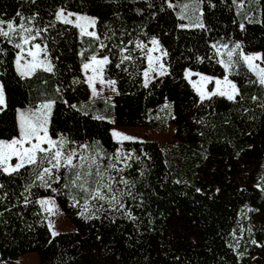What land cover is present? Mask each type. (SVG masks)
I'll return each instance as SVG.
<instances>
[{"label":"trees","instance_id":"16d2710c","mask_svg":"<svg viewBox=\"0 0 264 264\" xmlns=\"http://www.w3.org/2000/svg\"><path fill=\"white\" fill-rule=\"evenodd\" d=\"M178 1L0 0V19L18 25L23 17L33 34L41 30L33 43L53 66L21 77L18 50L0 38V139L18 135L19 108L55 101L48 125L53 139L91 146L105 165L118 150L132 156L130 167L121 163L122 173H110L129 182L113 185L125 193L120 211L105 202L97 211L99 203L90 201L82 216L83 194L63 187L66 180L44 188L31 169L0 174V264H19L32 252L39 264H264V86L238 62L229 75L239 90L235 100L201 102L183 74L222 76L213 44L238 43L264 56V0L254 18L239 15L232 0H199L203 28L181 27L186 23L168 6ZM59 9L92 16L99 39L58 21ZM151 39L167 52L166 74L145 87L146 48L136 45ZM121 49L132 59L121 63ZM93 55L110 59L103 77L116 82L107 116L83 108L89 88L82 66ZM163 104L170 105L172 141L114 140L111 126H154L151 112ZM41 196L54 198L72 230L52 236Z\"/></svg>","mask_w":264,"mask_h":264},{"label":"snow or ice","instance_id":"6c2138e0","mask_svg":"<svg viewBox=\"0 0 264 264\" xmlns=\"http://www.w3.org/2000/svg\"><path fill=\"white\" fill-rule=\"evenodd\" d=\"M199 2V0H197ZM238 8H242L244 0H232ZM168 6L175 7L172 3ZM190 5L184 4L182 10H186ZM56 19L62 21L64 24H73L79 28L81 36H89L99 39L94 31L88 29L95 26L96 21L84 15H75V20L70 19L73 13H67L65 15L64 9H61L56 14ZM202 15V13H201ZM181 19H185L184 15H181ZM17 25L15 21H4L0 19V38L17 49L15 63L17 71L21 77H31L37 70L42 69L45 72H52L53 66L46 59H41L40 54L45 49L41 48L39 43H32L40 36V31L37 29L33 34V29L28 27L23 22ZM188 25H181V27H187ZM198 28H203L202 22L194 25ZM241 24V28H243ZM46 30V29H45ZM154 47L147 48L144 44H137L136 47L142 51L147 48L145 53L147 59V68L143 71L145 78L144 86H148V78L151 72H155L157 75L166 74L164 65L160 64L159 67H154V60L159 61L161 57H153L152 53L158 51V41L153 39L151 41ZM31 44V47H27ZM101 48L106 47L101 44ZM212 47L216 49L217 54L221 53V47L227 49V61H218L227 70L231 67L234 54L239 55L243 62L246 64L248 70L253 73L261 86H264V67L254 63L257 60L264 62V56L260 54L246 55L242 52L240 44H235L234 47L228 49V45H222L218 47L213 44ZM3 49H0L2 51ZM127 49H121V63L125 60H131V56L123 55V52ZM238 50H240L238 52ZM83 55V53H81ZM167 52H162L161 56H166ZM30 57V59H27ZM23 61V63H22ZM110 59L105 56L98 59L96 55L90 57L89 62L83 63V70L87 74L88 70H91V75L86 76V83L90 87L92 94L97 95L96 83L101 85H109L113 91H116L114 80L105 81L103 78L104 67L110 64ZM117 67H120L118 64ZM193 75L192 72L186 71L185 78L189 79L193 87L199 94L201 102L206 99H211L214 96L226 97L228 100H235L239 95L237 86L228 79L225 75L223 81L215 79V89L211 92H207L204 89V85L213 82V78L200 76V83H194L190 80ZM199 75V74H197ZM59 91V90H57ZM253 99H257L253 97ZM55 101L42 102L37 106L29 107L26 110H18V136H14L11 140H0V174H6L12 176L19 174L22 169H31L35 172L36 180L40 182L41 187L51 188L52 183H60L62 180H66L63 187L75 188L83 194L84 205L83 211L80 213L82 216L90 211V201L99 203L97 211L104 210L103 203H107L112 210H123L125 205L121 202V197L125 195L124 192L119 191L113 187L114 184H124L127 186L129 182L121 175L119 179L116 176H112L111 172L120 174L124 171V168L118 167V164L123 163L124 167H130L127 161L132 159L131 154L122 156L117 153L112 157H107L108 163L103 164L105 157L102 152L92 149L91 146L85 144L77 147H69L71 142L67 138L61 136L58 139H53L49 135V122L53 104ZM5 104L3 88L0 87V106ZM72 107H75L74 105ZM100 117H97L99 119ZM112 136L117 138L118 141L133 140V137L123 135L118 131H113ZM15 159V163L12 161ZM51 182V183H50ZM3 187V185H0ZM32 185H29L25 190L28 191ZM54 192L57 189H52ZM119 193V195H117ZM127 195H131L128 192ZM76 206L79 204V200L75 196L72 197ZM26 202L27 198H25ZM42 206H47L48 212L53 211V205L50 200L42 199L38 201ZM95 206V205H93ZM130 215V213H127ZM50 228L54 227L52 224ZM58 233L52 231V236H56Z\"/></svg>","mask_w":264,"mask_h":264},{"label":"rangeland","instance_id":"374dc122","mask_svg":"<svg viewBox=\"0 0 264 264\" xmlns=\"http://www.w3.org/2000/svg\"><path fill=\"white\" fill-rule=\"evenodd\" d=\"M238 2H239V0H238ZM184 4H188L190 6L186 10H182V6ZM258 5H259L258 0H244V5H243L242 8H238L237 5L234 4L237 13L239 15L242 14V15L246 16L247 18H254L256 16V11L258 10ZM175 9H176V12H177L179 17H181V15L185 16V19H182V20L186 23V25H195L196 23L200 22V7H199V2H197V0H180V1H178L175 4ZM60 10L61 9H59L58 11H60ZM67 13H73L74 14L73 16L70 17V19H72L73 21L75 20V15H84V16H87L89 18L94 19L92 16H90L88 14H85V13L65 11V15H67ZM4 21L7 22V20H4ZM94 27H91L88 30L95 32ZM77 29H78V31L80 33L79 28H77ZM152 40L153 39H151L149 41V43L147 45V48L154 47L152 45V43H151ZM235 44H237V43H234L232 45H228V49H231L232 47H234ZM28 46H30V45H28ZM217 46L220 47L222 45H217ZM156 47H158L159 50L158 51H154L152 53V55H153L154 58L158 57V56L161 57L159 61H155L154 60V67H159L160 64L164 65L163 60H162L163 56H161V53L163 51L160 48L159 44ZM147 48H146V51H147ZM239 51L240 50H238V52ZM242 52L244 54H246V55L260 54L258 50H253V51H250V52H244V51H242ZM221 53L222 54H217L218 60L219 61L220 60L227 61V59H228L227 58V49H224V48L221 47ZM41 57H42V59H45L43 57V51L40 54V58ZM97 58L100 59V58H103V57L100 56V57H97ZM145 58H146V55H145ZM46 60L48 62H50L48 59H46ZM86 62H89V60L86 61ZM238 62H243V60H242V58L239 55L234 54L233 62H232V65H231V67L229 69L226 70L223 67V65L221 64L224 74L222 76H220V77L211 76V75L203 74V73H196V72H193V71H190V70H187V69L184 70L183 74L185 76V72L186 71L192 72L193 75L190 77V80L192 82H194V83H197V84L200 83V76L201 75L213 78V82L212 83H208V84L204 85L205 91L211 92V91H213L215 89V79H220L221 81H223V78L225 77V75H227L228 79L230 81H232L230 79L229 75H230L231 70L235 67V65ZM22 63H23V61H22ZM254 63L259 64L261 67H264V62H262L261 60H257ZM147 66L148 65H147V59H146V68H147ZM164 69L166 70V66L165 65H164ZM82 70H83V67H82ZM83 73H84L85 80H86V76L87 75H91L92 74L91 70H88L87 74L83 70ZM197 74H199V75H197ZM155 75H157L155 72H151L150 76L148 78V81ZM104 80L105 81H109V79H105V78H104ZM144 81H145V78L143 76V82ZM209 84L211 85V89L210 90L207 89ZM191 85H192V83H191ZM0 87H1V84H0ZM88 88H89V94H88V98H87L86 102L83 103V108L92 111L95 115L107 116V113L109 112V106H110V103H111V98H112V95L114 94L115 91L112 90L111 86H109L107 84L101 85V84H99V82L96 83L97 95H93L89 86H88ZM194 90L197 93L195 88H194ZM197 95L199 96L198 93H197ZM97 98L101 99L99 104H96V102H95V99H97ZM28 108L29 107H26V108H24L22 110H26ZM151 115L153 116L154 120L156 121L154 126H147V127H140V126H137V127H121V126L113 125L110 128V130H112V131L115 130V131H118V132L122 133L123 135H127V136H130V137H133L134 138L133 140H145V139H147V140H155V141H172L174 138H173V127H172L171 122H170V105L169 104H163V105L157 107L155 110H153L151 112ZM0 140H5V139H0ZM114 140H116V139L114 138ZM15 162H16L15 159H13L12 163L14 164ZM42 199L50 200L52 202V205H53V211L50 213V212H48L46 210L47 206H42L40 204L42 210L46 214V221H47L48 227H49L50 224H52L54 226L52 228L49 227L50 232L52 233V231H55L57 233V232H60V231L72 230L73 229V225L65 217V215L62 213V211L60 210V208L56 204L54 198H52L50 196H41V197L38 198V201H40ZM22 256H24V257H23L22 260L19 261V264H39L38 257L36 255V253H34V252L27 253V254H24ZM17 264H18V262H17Z\"/></svg>","mask_w":264,"mask_h":264},{"label":"crops","instance_id":"0c3cea01","mask_svg":"<svg viewBox=\"0 0 264 264\" xmlns=\"http://www.w3.org/2000/svg\"><path fill=\"white\" fill-rule=\"evenodd\" d=\"M33 43V42H32ZM28 47H31V44H30V46H28ZM41 48L42 49H44L43 48V46H41ZM42 56V55H41ZM43 57L45 58V59H48V57H47V54H46V52L45 51H43ZM102 57H104V56H102ZM27 59H30V57H28ZM41 59H42V57H41ZM49 60V59H48ZM16 64V63H15ZM83 67V66H82ZM46 102H48V101H46ZM42 103V102H41ZM40 103H38V104H36L35 106H37V105H39ZM26 107H30V106H24V107H21V108H19L18 110H22V109H24V108H26ZM34 107V106H33ZM18 114V113H17ZM112 127V126H111ZM111 132V131H110ZM113 137V136H112ZM113 138H115V137H113ZM116 140H117V138H115Z\"/></svg>","mask_w":264,"mask_h":264}]
</instances>
